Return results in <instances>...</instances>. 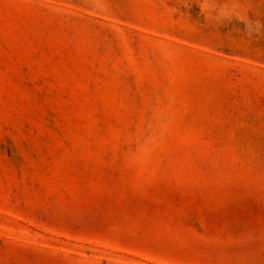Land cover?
I'll use <instances>...</instances> for the list:
<instances>
[{
  "label": "rangeland",
  "instance_id": "obj_1",
  "mask_svg": "<svg viewBox=\"0 0 264 264\" xmlns=\"http://www.w3.org/2000/svg\"><path fill=\"white\" fill-rule=\"evenodd\" d=\"M0 264H264V0H0Z\"/></svg>",
  "mask_w": 264,
  "mask_h": 264
}]
</instances>
